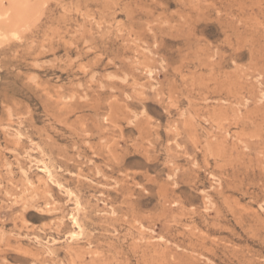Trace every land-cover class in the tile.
Wrapping results in <instances>:
<instances>
[{"label":"rangeland","instance_id":"obj_1","mask_svg":"<svg viewBox=\"0 0 264 264\" xmlns=\"http://www.w3.org/2000/svg\"><path fill=\"white\" fill-rule=\"evenodd\" d=\"M6 1L0 264H264V0Z\"/></svg>","mask_w":264,"mask_h":264},{"label":"bare ground","instance_id":"obj_2","mask_svg":"<svg viewBox=\"0 0 264 264\" xmlns=\"http://www.w3.org/2000/svg\"><path fill=\"white\" fill-rule=\"evenodd\" d=\"M6 1V0H5ZM3 2H4V0H3ZM7 2H9V4H8V11L7 12H9V11H11V10H14L19 4H20V0H7L6 1V3ZM1 4V3H0ZM3 5V7H4V4H1L0 5V7ZM7 5V4H6ZM3 9H5V8H3ZM6 11H0V15L1 16H3V17H8L7 15V13H5ZM3 36V34L1 33V31H0V38ZM236 51V50H235ZM205 84V83H204ZM203 97V96H202ZM214 156V155H213ZM225 157V156H224ZM226 168V167H225ZM221 171V170H220ZM234 184V183H233ZM140 252V251H139ZM167 252V251H166ZM121 253V252H120ZM165 256V255H164ZM169 257V256H168ZM166 259V258H165ZM169 262V261H168ZM174 263V262H173ZM177 264V263H176Z\"/></svg>","mask_w":264,"mask_h":264}]
</instances>
